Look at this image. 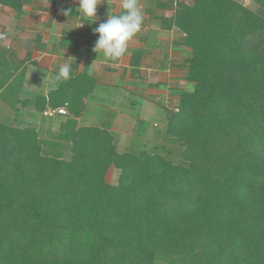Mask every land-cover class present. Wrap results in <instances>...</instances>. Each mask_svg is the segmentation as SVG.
I'll list each match as a JSON object with an SVG mask.
<instances>
[{
  "label": "trees",
  "instance_id": "16d2710c",
  "mask_svg": "<svg viewBox=\"0 0 264 264\" xmlns=\"http://www.w3.org/2000/svg\"><path fill=\"white\" fill-rule=\"evenodd\" d=\"M167 1L160 25L183 33L193 87L166 110L153 151H119L110 121L77 125L88 75L33 97L37 112L72 116L50 138L0 121V264H264V0L156 7ZM0 5L25 15L26 0ZM9 58L0 46V96L18 89Z\"/></svg>",
  "mask_w": 264,
  "mask_h": 264
},
{
  "label": "crops",
  "instance_id": "0c3cea01",
  "mask_svg": "<svg viewBox=\"0 0 264 264\" xmlns=\"http://www.w3.org/2000/svg\"><path fill=\"white\" fill-rule=\"evenodd\" d=\"M40 1H42L41 8L36 5L28 7L25 5V15L19 19L22 22L16 24L12 29L13 36L17 35L18 37L14 41L18 49L10 47L9 50V60L13 70L8 83L18 87L16 101L24 110L28 111L21 114V118H26L24 120L26 124L22 122L21 126L33 125L39 131L38 125L33 122L37 115H40L38 122L41 124L47 123L49 127L55 122L57 126L52 130L53 132L51 128L46 130L49 135H54L59 129V123L72 117L68 113L45 115L44 112H37L32 105L33 97L37 93L46 94L49 90L54 89L51 88L53 82H56L53 72L58 74L59 67L64 63L72 65V76L88 75L95 78V86L83 98L85 108L82 116L76 117L78 126L85 124L82 122V117L87 112L88 96H91L97 87L113 85L119 87L114 82L120 78L123 81V86L145 88L150 93V89L152 90L153 87L162 88L164 86L159 76L163 70L165 74H168V79L164 81L167 94L172 78L180 77L185 80V58L190 52L178 43L183 33L175 27L163 29L160 25L161 18L172 13L173 7H169L168 1L167 6L160 8L156 7L157 0H139V6L143 12L141 29L128 42V51L117 60H105L100 54L93 52L92 49L98 34H94L92 29L107 18V13L119 14L121 12L120 0H102L97 6L96 13L100 19L91 23L85 21L80 26V13L75 8L77 7L76 0ZM26 4H28V0H26ZM51 7L53 8L51 9ZM70 8V14L64 15L63 10ZM33 11L36 16L34 22L31 17ZM27 20L30 21V24L26 23ZM68 33L71 34V43L64 45L60 42V36ZM136 50L141 52V55L137 70H134L135 67L131 65L130 60ZM15 55L18 58H14ZM171 60H173V64H171ZM59 83L60 81L57 86ZM152 92L158 94L154 90ZM23 93L28 95L21 98ZM117 114L116 108L108 106L101 116L100 125L110 121V130L112 131Z\"/></svg>",
  "mask_w": 264,
  "mask_h": 264
},
{
  "label": "rangeland",
  "instance_id": "374dc122",
  "mask_svg": "<svg viewBox=\"0 0 264 264\" xmlns=\"http://www.w3.org/2000/svg\"><path fill=\"white\" fill-rule=\"evenodd\" d=\"M238 1L253 10L258 7L252 0ZM41 2L42 1L40 0H28L26 7L29 5H36L41 8ZM52 8L53 7H51V9ZM31 17L34 22L36 17L34 15V11L31 14ZM19 19L20 18H16L14 16V12L10 7L0 5V46L2 50L4 49L6 52H9L11 49L10 47L18 49V46L16 47L14 42L18 39V37L17 35H15V37L13 36L12 29L16 26V24L18 25L19 22H22L19 21ZM26 23L30 24V21L27 20ZM14 58H18L17 55H15ZM172 61L173 60H171V64H173ZM53 73L55 79L54 81L56 82H53L51 88H55L58 83L56 80L57 74L55 72ZM159 76L161 77V80L163 81L162 85L164 86L162 88L153 87L152 90L150 89V93L148 92L149 90L145 88L125 87L123 86V81L120 78L114 82V84H118L119 87L116 85L110 87H97L93 94L88 96L89 103L87 105V112L84 117H82V122L88 125H100L101 116L104 110L108 106L114 107L117 109L118 114L115 119L114 126L112 127V132L115 137L117 149L119 151H138L139 149L153 151V145L162 141L161 138L157 137V134L159 135L164 129L166 122V110L175 109L179 90H191L193 87L192 82L185 81L180 77L172 78L168 89L169 91L166 94L167 87H165L164 81L168 79V74H165L162 70L159 73ZM153 90L158 94H153ZM16 93H18V91L14 90V86L7 87L3 90V93L0 96V121L9 125L21 126L22 122L23 124H26L24 121L26 118H21V114L28 111L24 110L22 106L17 103ZM25 95L27 96L28 94H21V98ZM39 120L40 115H37L33 124L38 125L40 129L38 131L40 137L44 139L50 138L49 132L46 130L51 128L52 131L57 125L54 122L48 127L49 124H41L38 122ZM169 145L173 144L170 143ZM170 149L171 152L166 155L174 162L178 161L181 157L180 150L175 146ZM118 174L119 170L111 166L106 173V180L110 183H116Z\"/></svg>",
  "mask_w": 264,
  "mask_h": 264
},
{
  "label": "clouds",
  "instance_id": "9594fccd",
  "mask_svg": "<svg viewBox=\"0 0 264 264\" xmlns=\"http://www.w3.org/2000/svg\"><path fill=\"white\" fill-rule=\"evenodd\" d=\"M82 25L85 21L93 22L100 19L97 16V6L102 0H76ZM121 12L108 14L107 18L93 28L97 35L93 52L100 54L105 60H117L128 51V42L137 34L143 23V12L139 0H120ZM64 15L70 14L71 8L63 10ZM72 65L64 63L59 67L57 81L71 78Z\"/></svg>",
  "mask_w": 264,
  "mask_h": 264
},
{
  "label": "built area",
  "instance_id": "2783aa9c",
  "mask_svg": "<svg viewBox=\"0 0 264 264\" xmlns=\"http://www.w3.org/2000/svg\"><path fill=\"white\" fill-rule=\"evenodd\" d=\"M53 113L67 114V110L64 107H59L56 109H47L46 111H44L45 115H52Z\"/></svg>",
  "mask_w": 264,
  "mask_h": 264
}]
</instances>
